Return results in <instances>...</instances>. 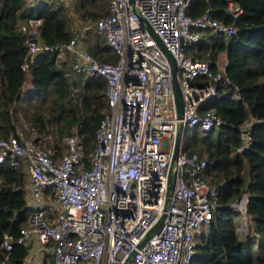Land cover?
<instances>
[{
  "label": "built area",
  "instance_id": "built-area-1",
  "mask_svg": "<svg viewBox=\"0 0 264 264\" xmlns=\"http://www.w3.org/2000/svg\"><path fill=\"white\" fill-rule=\"evenodd\" d=\"M189 1L109 0L105 14L84 19L67 40L53 43L40 37V17L19 22L27 33L23 68L54 51L56 60H70L65 74H100L106 80L109 108L87 154L75 131L62 138L57 155L46 133L26 135L17 128L0 136V161L21 165L28 182L27 220L18 233H3L4 258L21 243L24 264H191L193 234L212 217L218 190L203 172L205 158L183 150L184 128L198 124L209 130L224 122L213 105L202 108L212 95L244 101L225 72L226 58L218 55L212 63L185 51L205 32L228 36L235 25L208 9L186 13ZM226 10L236 16L242 7L227 0ZM93 33L105 38L115 59H100L88 49ZM158 39L175 59L184 100L180 115L171 64ZM255 119L261 118L249 116L238 125L237 150L251 142ZM246 199L243 193L231 202L243 218L249 216ZM242 220L236 231L246 234Z\"/></svg>",
  "mask_w": 264,
  "mask_h": 264
},
{
  "label": "trees",
  "instance_id": "trees-1",
  "mask_svg": "<svg viewBox=\"0 0 264 264\" xmlns=\"http://www.w3.org/2000/svg\"><path fill=\"white\" fill-rule=\"evenodd\" d=\"M242 12L232 16L227 0H190L186 13L196 16L208 9L212 16L233 23L228 36L205 32L185 46L194 58L212 59L225 51V72L238 86L240 99L230 95H212L202 103L213 105L224 122L204 130L198 124L184 128L183 150L205 158V175L218 190V206L211 218L193 234L195 252L191 264H264V0H234ZM109 0H74L81 17H98L108 11ZM40 17L39 34L47 43L67 40L75 31L63 0H39L29 6L25 0H0V136L17 129L13 115L22 101H47L34 105L26 115L27 126L37 134L50 136L48 145L61 152L62 138L75 131L83 152L95 144V129L109 108L106 80L100 74H65L69 58L56 60L54 51L40 53L27 69V33L18 28L21 20ZM92 35V34H91ZM90 37V36H89ZM88 49L100 59H115L105 38L98 33L87 40ZM30 72L31 87L22 91ZM31 98V99H29ZM249 116L251 142L237 150L241 139L238 125ZM75 126V127H74ZM26 172L21 165L0 161V264H24L26 247L14 243L4 258L1 244L5 231L18 233L25 224ZM246 193V213L252 218L246 234L236 232L240 210L231 206Z\"/></svg>",
  "mask_w": 264,
  "mask_h": 264
},
{
  "label": "rangeland",
  "instance_id": "rangeland-1",
  "mask_svg": "<svg viewBox=\"0 0 264 264\" xmlns=\"http://www.w3.org/2000/svg\"><path fill=\"white\" fill-rule=\"evenodd\" d=\"M63 2H64L65 7L68 10V13L72 17V20L74 23V28L77 29L84 19L92 18L91 16L81 17L79 15V13L76 12V10H75L74 0H63ZM92 37H93V34L90 35L89 38L91 39ZM218 55H219L220 60L225 59V51L224 50L220 51ZM30 87H31L30 72H29V70H26V78H25V82L22 86V91H27L30 89ZM29 99H31V98H29ZM37 102H38V105H41L42 107L47 104L46 100L45 101L44 100L43 101H39V100L33 101L32 100V101H22L16 105V115H13V117H14L15 122L17 123V128H21L26 135H31V132L34 130V129H30V127L26 125L27 124L26 115H28L30 113V111H32L33 106L37 105ZM242 218H243V214L241 212L239 221H241ZM239 221H238V223H239ZM242 221L246 225L245 229L247 228V232H248L249 226L252 223L251 216L244 217Z\"/></svg>",
  "mask_w": 264,
  "mask_h": 264
},
{
  "label": "water",
  "instance_id": "water-1",
  "mask_svg": "<svg viewBox=\"0 0 264 264\" xmlns=\"http://www.w3.org/2000/svg\"><path fill=\"white\" fill-rule=\"evenodd\" d=\"M258 28L264 29V23L259 24ZM158 41H159L160 45L162 46L165 54L169 58V61H170V64H171L174 102H175V105H176V113L178 115H180V114H182V111H183L184 100H183V96H182V92H181V89H180V85H179L178 79L176 78V74H175V70H176L175 59H174V56L172 55V53L164 45V43L160 39H158ZM180 136H181V133L178 132V134L176 136V147L174 148V157L177 154V150H178L177 143L180 140Z\"/></svg>",
  "mask_w": 264,
  "mask_h": 264
},
{
  "label": "crops",
  "instance_id": "crops-1",
  "mask_svg": "<svg viewBox=\"0 0 264 264\" xmlns=\"http://www.w3.org/2000/svg\"><path fill=\"white\" fill-rule=\"evenodd\" d=\"M27 176H26V192H25V200H26V196H27V193H28V184H27ZM237 232V231H236ZM238 233V232H237ZM241 234V233H240Z\"/></svg>",
  "mask_w": 264,
  "mask_h": 264
}]
</instances>
